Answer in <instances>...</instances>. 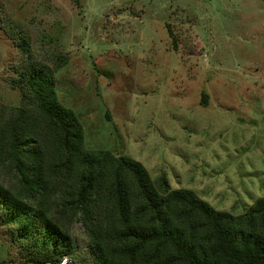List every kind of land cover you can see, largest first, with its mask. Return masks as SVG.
I'll return each mask as SVG.
<instances>
[{
	"label": "rangeland",
	"instance_id": "1",
	"mask_svg": "<svg viewBox=\"0 0 264 264\" xmlns=\"http://www.w3.org/2000/svg\"><path fill=\"white\" fill-rule=\"evenodd\" d=\"M24 38L86 149L127 155L217 210L264 196V0H0V107L19 105ZM71 234L95 264L80 223ZM18 244L0 224V264H30Z\"/></svg>",
	"mask_w": 264,
	"mask_h": 264
},
{
	"label": "trees",
	"instance_id": "2",
	"mask_svg": "<svg viewBox=\"0 0 264 264\" xmlns=\"http://www.w3.org/2000/svg\"><path fill=\"white\" fill-rule=\"evenodd\" d=\"M17 47L19 105L0 107V224L30 264H82L75 222L95 264H264V196L239 214L217 210L127 155L86 149L51 69L25 38Z\"/></svg>",
	"mask_w": 264,
	"mask_h": 264
}]
</instances>
